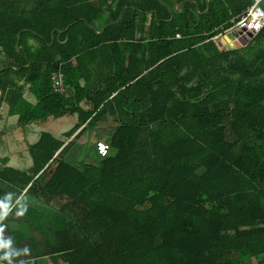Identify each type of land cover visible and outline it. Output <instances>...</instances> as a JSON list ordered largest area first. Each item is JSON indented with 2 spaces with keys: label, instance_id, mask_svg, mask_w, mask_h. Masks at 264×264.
I'll return each instance as SVG.
<instances>
[{
  "label": "trees",
  "instance_id": "16d2710c",
  "mask_svg": "<svg viewBox=\"0 0 264 264\" xmlns=\"http://www.w3.org/2000/svg\"><path fill=\"white\" fill-rule=\"evenodd\" d=\"M252 4L0 0L9 113L19 125L78 117L66 146L40 134L32 169L0 160V231L9 219L40 222L28 227L32 255L14 248L26 236H6L0 264H264V27L240 48L216 39ZM106 115L118 123L110 154L72 164Z\"/></svg>",
  "mask_w": 264,
  "mask_h": 264
},
{
  "label": "crops",
  "instance_id": "0c3cea01",
  "mask_svg": "<svg viewBox=\"0 0 264 264\" xmlns=\"http://www.w3.org/2000/svg\"><path fill=\"white\" fill-rule=\"evenodd\" d=\"M100 1V0H94ZM98 35L101 32L97 33ZM15 70V69H14ZM23 89V97L26 101L32 105L36 106L37 101L33 94L28 89L27 85L20 83ZM66 92L68 89L66 88ZM4 94L0 91V160H7V166L13 170L18 171H28L34 166V161L32 158V147L37 143L40 134L49 133L55 139L64 142L63 146H66L70 141L75 137L72 136L69 139H66L69 132L74 128L78 122V117L75 114H66L62 117H47L42 121H35L27 125H19L18 116L11 115L9 113V105L6 101L3 100ZM73 93L69 91L67 93V100L70 108H73L74 98ZM86 98H81L80 104L82 106L87 105L85 103ZM68 105V106H69ZM86 107V106H85ZM73 108L72 110H74ZM118 123L115 122L113 117L110 115L104 116V118L99 121L94 127H89L74 145L73 149L67 155V159L77 160L80 159V166L83 165H96L97 156L96 154H91L83 156V148L88 146L89 152L91 147L95 149V143L99 140L110 142L116 129ZM56 164H52L47 171H52L53 167ZM78 166V167H80ZM8 186L7 184L3 187ZM9 190V189H8ZM24 193V192H23ZM43 223V222H42ZM35 224H40L37 220H27V219H9L5 221L6 228L0 231V243H4V238L6 236L10 237L15 235L26 236V239L21 240V245L23 248H20L17 243L14 248L18 247L22 253L26 252L32 255V252L28 250L27 238L34 235L33 231L29 229V226H34ZM44 225V224H43ZM33 237V236H32ZM14 240V239H13ZM15 241V240H14ZM16 242V241H15ZM18 242V241H17ZM27 249V250H26ZM24 251V252H23ZM11 257H18V254H13L10 251L8 252ZM13 254V255H12ZM39 264H54L49 259H42L39 261ZM260 264V263H255Z\"/></svg>",
  "mask_w": 264,
  "mask_h": 264
},
{
  "label": "built area",
  "instance_id": "2783aa9c",
  "mask_svg": "<svg viewBox=\"0 0 264 264\" xmlns=\"http://www.w3.org/2000/svg\"><path fill=\"white\" fill-rule=\"evenodd\" d=\"M260 3L261 0H253L252 6L238 17V21L231 30L242 29L253 34L258 33L264 27V10L260 7ZM51 82L55 93L65 92L63 77L60 73H54ZM110 150V144L106 141L99 140L95 143V152L99 158L107 157Z\"/></svg>",
  "mask_w": 264,
  "mask_h": 264
},
{
  "label": "water",
  "instance_id": "95a60500",
  "mask_svg": "<svg viewBox=\"0 0 264 264\" xmlns=\"http://www.w3.org/2000/svg\"><path fill=\"white\" fill-rule=\"evenodd\" d=\"M176 8V4L174 3V9ZM180 7L177 9V11H179ZM120 19V18H119ZM234 32H238V33H242L243 34V37H244V40H240L238 42L234 41L233 42V39H232V33ZM255 35L251 32H248V31H245V30H242V29H237V30H234L232 32H229L227 34V37H226V40L229 44L228 47H230L231 49H236V48H240L242 45H245V43L249 42ZM233 43V44H231ZM19 44V35L17 36V46ZM17 51H19V49L17 48Z\"/></svg>",
  "mask_w": 264,
  "mask_h": 264
},
{
  "label": "rangeland",
  "instance_id": "374dc122",
  "mask_svg": "<svg viewBox=\"0 0 264 264\" xmlns=\"http://www.w3.org/2000/svg\"><path fill=\"white\" fill-rule=\"evenodd\" d=\"M216 39L217 40L219 39L218 40L219 43L222 44L221 47H224V46L228 47L229 46L228 42L225 41L226 37L219 35ZM232 39H233V37H232ZM233 42H234V40H233ZM231 44H233V43H231ZM83 152H84L83 156L90 155V153L94 154V149H93V147H91V151L89 152V147L86 146L83 148ZM71 162H72V164H75L76 166L81 165L80 159L71 160Z\"/></svg>",
  "mask_w": 264,
  "mask_h": 264
}]
</instances>
